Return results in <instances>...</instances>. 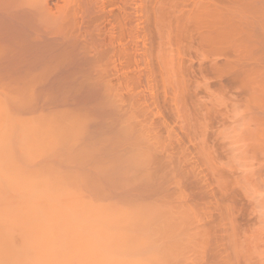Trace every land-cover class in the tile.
Returning a JSON list of instances; mask_svg holds the SVG:
<instances>
[{
	"label": "rangeland",
	"instance_id": "374dc122",
	"mask_svg": "<svg viewBox=\"0 0 264 264\" xmlns=\"http://www.w3.org/2000/svg\"><path fill=\"white\" fill-rule=\"evenodd\" d=\"M126 1L99 0L107 8L94 15L118 50L130 47L122 33L134 20L130 68L114 57L129 78L0 80V158L23 171L3 158L0 169L16 171L18 188L17 173L62 175L58 185L78 191L72 201L130 214L129 235L146 240H115L111 263L264 264V0H215L227 23L215 21L212 42L222 46L200 41L204 21L187 18L189 2Z\"/></svg>",
	"mask_w": 264,
	"mask_h": 264
},
{
	"label": "bare ground",
	"instance_id": "6f19581e",
	"mask_svg": "<svg viewBox=\"0 0 264 264\" xmlns=\"http://www.w3.org/2000/svg\"><path fill=\"white\" fill-rule=\"evenodd\" d=\"M53 1H54L53 4L50 6L49 0H0V70H1L0 80L6 79L15 82L16 81L19 82V80L22 82L29 81L28 83H30V81H41L40 83H43V82H47L49 78L50 79L52 78L53 81L55 82V80H57V79L54 80L55 77V78H59L56 82L66 81L67 83V79H69L70 81V79L75 80L78 78L80 80L82 79L89 80L87 82H90L91 80L93 82L94 80L98 82V81H104L105 79L108 80L110 77L111 78L116 77V75H118V73L122 70V69L119 70L121 66H119L118 68L117 67L118 64L116 66L115 65L116 62L114 63L115 61L114 57L116 55L121 54L122 57H124V60L127 61L128 63L127 65L128 66L130 65L129 63L132 60L131 54L133 57L135 56L133 55L132 52L133 40L135 38L133 39V30L131 28V26L134 25V20L130 21V23L133 22L130 26L129 25L130 23L128 21L131 19L129 20L126 19L128 20L127 22L129 23L128 24L126 22L128 24V28L126 30L127 33L126 32L122 33L125 35L126 39H129L128 42L130 47L127 45L126 46L123 45L126 48L122 50L120 49L118 50L117 48L118 45H116L117 49L115 48L114 45L115 42L117 44V41H115L116 39H114V35L116 34L113 35L112 31H107L104 28L102 29L101 27L104 26L98 24H102L103 22L97 23L98 17L96 18L94 15L96 11H100L104 9V6H106L104 5V3L98 4L99 0H53ZM179 1H181V3L183 4L189 2L188 6L190 9L188 8L187 11L188 14L186 15L187 18L190 15H193V12H195L193 15L195 17L193 19L195 20V18H198L199 19L198 22L204 21L205 25L204 24L202 25L201 22L199 24L198 23L196 24L197 27H201V29L204 31V32L203 31L200 32L202 34L198 33V36L200 35V41L212 42V40H214L215 37L218 35L219 31H221V30L218 31V29H221L219 28V25L222 24L220 27H223L224 26L223 23L226 22L225 20L224 22L222 21L223 18H220L221 23L220 21L218 22L216 21L219 20L218 19L219 17L216 18L218 15L215 13L216 11V9L214 8L215 0H179ZM126 2L127 3L130 2L129 5L131 6L134 5L133 4L134 0H127ZM121 3L123 5V2ZM127 3L124 5H127ZM104 10L106 11V9ZM101 12L102 11H100L98 14H100ZM109 12H111V10ZM128 12L130 13L129 17L132 18L131 17L132 10L130 11L128 10ZM214 13L217 16H215ZM105 14H107V12ZM125 14L123 15L124 17ZM110 16L112 18L114 17V19L116 17L115 20H117V16L109 15L108 17ZM123 16H120V18L122 17L123 19ZM222 16L223 15H221V17ZM108 20H110L109 22L111 23L112 20L110 18ZM108 20H106V22ZM121 21L123 22V20ZM215 21L219 23V25L218 24L216 25ZM227 21L229 22L230 20ZM123 23L121 24L123 25V27L120 26L119 28L127 27L124 26L125 24ZM229 24L230 22L226 24V26ZM106 26L108 27V25H105V28H107ZM227 27L225 28L227 29L225 30V33L226 31L227 32L232 31V27L231 28H227ZM111 28L113 29L112 25ZM111 28L108 27V30L109 29L112 30ZM134 28L135 27H133V29ZM114 31L115 29L113 30V32ZM120 31L123 32V30ZM220 33L222 34V31ZM226 34L225 36L227 37L228 35ZM228 34L233 36L230 33ZM223 38L224 37H222L221 39ZM225 41L222 42L226 43ZM215 42H217V40L212 42L211 45L213 46ZM219 43L217 45L222 46L219 45ZM215 46L216 45H214V47ZM117 58L118 57H116V59ZM134 59L135 58H133V60ZM126 66H124V68ZM57 70L59 71L61 70V72L58 73ZM124 73L126 74V72ZM124 73L123 75L125 76V78L127 77L129 78V76L127 74L125 75ZM123 75L121 76L123 77ZM121 76H119V79L116 77V79L120 80ZM60 78L62 79V81ZM245 78L249 80V75L248 77ZM63 79H65V81ZM84 81L86 82V80ZM246 84H248V82ZM31 94H33V92ZM31 123L30 124L28 123V126L25 125L26 124L25 123L23 127L25 128V126H27L26 128L29 127L28 128L29 130L30 126L32 125ZM4 157H1L3 158L4 162L1 161L0 158V162H3L2 163L3 166L5 165V162H7V160H5L7 158ZM9 162L10 161H8L6 164H9ZM2 164L0 163L1 166ZM11 165H13V162ZM11 165L9 164L10 168H12ZM0 168L2 169V167ZM7 168L9 169L8 165ZM13 168L17 169L18 172L23 171V170L19 171L20 168L18 169L17 167H13ZM91 168L92 167H90V169ZM10 171H15V170L10 169ZM33 171H34L33 174L36 175L27 176L28 175L27 173H23L25 175L22 178H20L21 177L20 174L17 173L16 175L17 177L16 179L17 180L19 179L18 182L20 181V183H22V184L19 183L20 186L21 187L22 185L26 186V190H24L25 187L21 188L19 186L18 188V186H16L18 184L15 185L16 180L13 179V175L16 174V171L13 172L12 176H9L10 175V174L8 175L9 172L7 173L5 170L0 171V264H114L110 262L111 260H113L111 258L113 253H111L112 254L111 255L110 252L113 251L111 249L113 244L116 246L115 240L116 241L120 240V242L121 240H146L141 236L138 237L135 234L133 235V233L131 234L132 236L129 235L131 233L130 232L131 230L130 229H129L130 231L128 230L130 233L127 231V225L129 226L133 224V222H135L133 221L134 218L132 219V217L129 216L130 214L127 215L128 213L125 214V212L123 213L125 215H122V212L121 214L120 213L118 214L117 211H115L117 209H113V208H112L113 210L112 212L108 210L109 208L106 209V211L108 210V212H106L103 209V207L105 208L106 206L103 204L104 206L102 207L101 205L97 204L98 203L97 201L95 202L97 205H94V203L92 204V201L87 202V200L86 201L82 200L83 198L79 201H76L80 199L78 198V194L77 197H75L76 200L72 201V199H74V196H76L75 194L78 193V191L74 193L72 191L73 188L72 190L70 188L71 191L69 190V188L68 190L67 188L66 189L63 188L64 185L67 184H63L62 186L60 185L61 180H59V178L62 175L60 177H57L58 181H60L58 185V181L56 182L53 175L47 176L46 174H43L45 175V177H42V175L40 177L39 175H37L38 170L37 171L33 170ZM52 172L53 171L47 174H51ZM53 174H56V172H54ZM11 179H13V181L15 182H13ZM73 182L75 181L73 180ZM63 183H65V179ZM27 185H28V189H27ZM15 186L19 190L21 189L20 192L23 191L24 193V191H27L28 193L27 196L29 197V199H26L27 196L24 195L25 193L24 194H22V192L20 194L17 192L12 193L11 189H15L13 188ZM7 190H9V192L14 197L12 196L10 197V193H9V197L6 198L8 194L5 193V191ZM81 190L80 192H83ZM15 194L18 195L15 196ZM55 196L57 197V200L60 197H66L65 203L63 202L64 201L63 198H62L63 200L62 203H59L58 201L55 202L56 200ZM57 202L59 203V206L58 205L56 206V204H58ZM63 203L64 205L60 207L61 204ZM118 211L120 212V210ZM120 222H122L125 225V227H121V229H117L116 227L119 226L118 224ZM115 224H117L118 226ZM134 226L136 227V225ZM109 254L110 257H107L109 256ZM120 262L122 261L120 260ZM135 263L138 264L135 261L124 262L123 264H135Z\"/></svg>",
	"mask_w": 264,
	"mask_h": 264
}]
</instances>
